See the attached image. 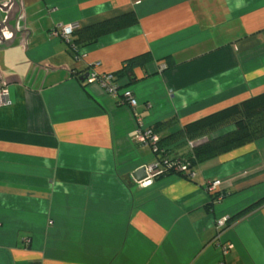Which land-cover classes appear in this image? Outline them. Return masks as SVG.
<instances>
[{
  "label": "crops",
  "instance_id": "crops-1",
  "mask_svg": "<svg viewBox=\"0 0 264 264\" xmlns=\"http://www.w3.org/2000/svg\"><path fill=\"white\" fill-rule=\"evenodd\" d=\"M60 22L78 23L83 58L51 34ZM147 51L133 110L81 79ZM1 85L0 264H264V202L215 225L264 196V136L189 179L132 176L156 157L136 118L179 156L195 139L171 135L182 125L264 92V0H0Z\"/></svg>",
  "mask_w": 264,
  "mask_h": 264
},
{
  "label": "trees",
  "instance_id": "trees-1",
  "mask_svg": "<svg viewBox=\"0 0 264 264\" xmlns=\"http://www.w3.org/2000/svg\"><path fill=\"white\" fill-rule=\"evenodd\" d=\"M75 33L76 31L74 32V42L79 44ZM151 60L152 55L149 51L126 59L123 62L122 68L115 74L118 85L126 87L135 82L134 68L143 66ZM229 125H233V129L214 134L218 129ZM171 135H183L188 138L206 136L204 141L195 144L193 147L187 146V152L171 157L162 146L165 137L160 135L158 148H162L166 156L173 159L179 158L180 161L188 163L190 168L206 158L262 137L264 136V92L189 121L182 125L177 133L175 132ZM172 173L187 178L182 172L174 173L173 171L166 170L162 174L157 175L155 179ZM263 202L264 196L228 218L226 225L244 216Z\"/></svg>",
  "mask_w": 264,
  "mask_h": 264
},
{
  "label": "built area",
  "instance_id": "built-area-1",
  "mask_svg": "<svg viewBox=\"0 0 264 264\" xmlns=\"http://www.w3.org/2000/svg\"><path fill=\"white\" fill-rule=\"evenodd\" d=\"M78 29L77 22L69 23H57L51 29V34L61 38L66 45L68 50L73 55L74 58L80 59L85 56V53L80 50L78 44L74 42V32ZM99 62L95 61L89 65V70L87 71L86 81L88 83L97 84L106 94L110 96H117L121 93L123 102L130 109H134L137 104V98L135 97L131 87H120L116 80V76L113 73L100 72L97 70ZM121 91V92H119ZM10 92L6 85L0 86V106L10 104ZM159 135L154 131L151 126H145L141 118H136V135L135 140L137 143L148 146L154 153L156 157L153 163L146 165L148 177L142 181H139L140 184H149L151 180L159 174H162L166 170L176 172H182L186 175L187 178H192L194 176L193 171L191 170L188 163L180 161L179 158L173 159L169 156H166L162 148H158ZM206 136L202 135L198 138L191 139L187 141L189 147H193L195 144L204 141ZM220 179H214L207 181L205 185L206 191L215 195L217 201L222 200V193L220 191L221 186ZM225 218L216 220V228H222L226 224ZM221 254H225L232 247L230 243L222 242ZM219 264H225L224 260H220Z\"/></svg>",
  "mask_w": 264,
  "mask_h": 264
},
{
  "label": "water",
  "instance_id": "water-1",
  "mask_svg": "<svg viewBox=\"0 0 264 264\" xmlns=\"http://www.w3.org/2000/svg\"><path fill=\"white\" fill-rule=\"evenodd\" d=\"M87 77V74H85L84 76L81 77V79L85 80ZM133 178L139 182L142 181L144 179H146L148 177V172H147V168L146 165H141L140 167H138L137 169H135L132 173Z\"/></svg>",
  "mask_w": 264,
  "mask_h": 264
},
{
  "label": "rangeland",
  "instance_id": "rangeland-1",
  "mask_svg": "<svg viewBox=\"0 0 264 264\" xmlns=\"http://www.w3.org/2000/svg\"><path fill=\"white\" fill-rule=\"evenodd\" d=\"M188 146V145H187ZM221 183H222V181H221Z\"/></svg>",
  "mask_w": 264,
  "mask_h": 264
}]
</instances>
